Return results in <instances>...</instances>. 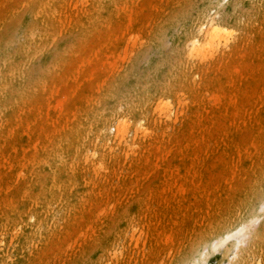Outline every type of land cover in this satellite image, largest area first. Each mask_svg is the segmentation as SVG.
Returning <instances> with one entry per match:
<instances>
[{
    "label": "rangeland",
    "instance_id": "1",
    "mask_svg": "<svg viewBox=\"0 0 264 264\" xmlns=\"http://www.w3.org/2000/svg\"><path fill=\"white\" fill-rule=\"evenodd\" d=\"M19 2L0 0V75L13 69L20 75L16 99L0 96V176L10 184L0 186V264H264V210L222 248L206 242L239 215L246 193L260 183L255 171L264 170V96L256 100L264 94V0H107L97 16L98 0H57L61 20L43 30L30 10L20 15ZM214 21L227 36L190 54L192 41H208ZM238 55L247 62L235 65V75ZM80 72L87 80L78 82ZM236 85L243 96L230 114ZM112 113H128L131 126L105 144L97 121ZM139 125L146 131L136 137ZM204 131L211 158L194 161L205 172L195 192L185 145L181 156L170 157L167 172L146 173L130 161L152 136L187 143L193 136L197 144ZM77 132L95 156L81 159L69 146ZM236 136L262 147L259 155L252 147L234 160L238 188L223 194L229 162L221 144ZM67 153L68 166L60 168L57 160ZM9 155L17 156L13 164L21 172L4 170L2 156ZM68 180L73 184L63 187ZM48 202L56 224L44 220L42 232L23 240L22 228H14L17 214L35 215L33 205Z\"/></svg>",
    "mask_w": 264,
    "mask_h": 264
},
{
    "label": "bare ground",
    "instance_id": "2",
    "mask_svg": "<svg viewBox=\"0 0 264 264\" xmlns=\"http://www.w3.org/2000/svg\"><path fill=\"white\" fill-rule=\"evenodd\" d=\"M55 1L57 0H20L18 3V7L20 8V15H22L23 12L25 11H31V15L34 19H36L39 24L41 25V30L43 29H50V24L51 22H54L55 18L58 17L59 21L61 20L60 13L57 12V10L54 8ZM107 0H98L97 6L95 8V15L97 16L99 12H102L106 9L107 5ZM10 17H13L16 14L15 9H10ZM4 11L3 6H0V13ZM130 14L125 13L124 18L128 17ZM131 17V15H130ZM134 17V16H133ZM132 17V18H133ZM23 21H26L22 19ZM135 21V20H134ZM6 22V19H4V23ZM137 23V22H136ZM52 29V28H51ZM44 33V31H41ZM229 32L226 31V29L222 26L219 25L216 21H214V24L212 23L211 26H209V36L207 38V42L204 44H201L198 42V40L192 41V45L189 49L190 54L194 53V51L200 50L201 48H206L207 45H209L211 42L215 40H223L224 37L227 36ZM34 35V33H30V38ZM31 43L29 44V49L27 46L26 56L31 55V49L30 48ZM237 58V57H236ZM239 60L234 61L233 64L234 66L238 63L241 62H247L245 56L243 55H238ZM15 64V63H14ZM236 71V72H235ZM232 74L235 75H240V72L238 71L237 67L231 68ZM230 72V74H231ZM2 74V72H1ZM19 72L17 70H11L8 71L5 75H0V96L3 97L5 100L6 99H16L15 96V91L14 86L16 82L19 79ZM88 76L84 72H80V75L76 76V79L78 82H81L82 80H87ZM90 81V80H88ZM243 96V92L240 89L238 85L232 90L231 93V99L234 101V104L231 105V107H228V113H237L238 112V100H240ZM262 96H264L263 92H260L259 94L256 95V100L261 101ZM164 106L166 104H169V102H164ZM54 104L55 101L54 99L52 102L50 101V109L48 110L49 112H52V109H54ZM2 102H0V108H1ZM230 106V105H228ZM3 108V107H2ZM128 114V113H126ZM124 113L116 114L112 113L104 118H100L99 121H97V132L98 135L102 140L105 141V144H108L109 142L112 141V139L120 138V137H125L128 132H129V127L131 126L130 123V117H128ZM142 117H144V113L142 112ZM109 132L107 131V129ZM111 128H115L117 130L116 135H111L110 131ZM198 130H202L201 125L196 127ZM146 130L143 129L141 125L137 126L136 130V137H139L143 132ZM87 135V134H86ZM205 131L200 132V142L199 146H201V149H198L196 147V141L193 138H189V142L187 143L184 139L182 140L181 138H175L172 140L170 137H167L165 135H158V136H152L150 139L144 141L143 146L136 151H133V157L130 159L132 164H138L144 167V171L146 173H149L153 168L156 170L158 169H164L165 172L169 171V161L170 157L173 156H181L184 152V147L188 148L190 151V170L189 174L192 178V191L195 192L194 189L197 188V183L199 182V179H201L204 176V171L202 170L201 166L197 165V169H194L193 166L197 159L199 160L201 157L208 159L211 158V150L209 149V145L211 141L206 138ZM14 138H16V135H14ZM86 137L82 136L81 133L77 132L73 135V139H71V143H69V146L72 147L73 151L77 152L79 157L81 159H86L90 158L92 156L96 155L97 151L93 152H85L86 150ZM224 140L222 141L221 147L223 151V157L225 159H228L229 162V167L228 163L225 161L228 169L223 172L222 175V180H221V185H219V190L223 194H234L236 189L238 188V184L236 183V171L232 168V163L234 162L235 159H240L242 160L245 158L248 154L249 151H251L252 147L254 148L253 155H259L262 145L260 142L258 143H247L244 144L242 143L239 139L238 136L236 137H227L223 138ZM15 140V139H13ZM31 141V139H30ZM33 143V142H32ZM185 145V146H184ZM184 146V147H183ZM68 148H65L67 150ZM134 150V147L132 148ZM204 151V152H203ZM17 152V151H16ZM22 158L24 160L28 159V151L25 150L23 151ZM210 152V153H209ZM200 153V154H199ZM66 158L60 157L58 158L57 162L60 165V168L68 166V157L71 156L70 153L66 154ZM6 157V158H5ZM2 156L3 159V167H5V171H7V174H11L13 172H21V168H18L15 166V163L17 161V156L9 155V156ZM13 161V162H12ZM199 164V163H198ZM17 168V169H16ZM204 168V167H203ZM205 169V168H204ZM204 172V173H203ZM67 171H65V174ZM255 173L261 177L260 183H258L254 189L248 191L245 195V201L244 204L242 205V210L240 211L239 215L234 217L232 220L228 221L226 225L220 226L217 228L216 231L212 232L207 238L206 242H208L210 245L214 246V248H222L224 246V241L233 235H238L241 233H246L248 228L251 225V222L253 219H255L262 210H264V202L260 203V200L264 198V170H257ZM6 174V175H7ZM138 171H134V175H137ZM206 176V175H205ZM55 178V177H54ZM54 178H51V185H55V189H58L59 192L62 191L61 187L58 185ZM211 181V180H210ZM201 183V180H200ZM199 183V184H200ZM73 184V182L69 183V180L66 185L63 187L67 188L70 187ZM0 186L4 189L8 188L10 184L8 182H5V179L2 176H0ZM199 187V186H198ZM201 188H203L201 186ZM198 190H202L201 192L209 193L210 189L209 188H203ZM197 191V190H196ZM22 198H25V195L23 194ZM53 198V196H52ZM54 202H58L56 198L52 199ZM39 203V200H38ZM34 206V212L35 215H33L31 212H19L17 214L18 218V223L14 228H17L20 226L21 231L20 233L22 234V239L23 240H30L31 238L34 239V237L42 232V224L43 221H47L48 225L54 226L55 223V215H56V209L53 207L51 202H48L46 204H35ZM116 205H114L115 207ZM10 207H13L12 205ZM63 204L60 205L59 208H62ZM34 218V220H33ZM259 235L263 236L264 235V227L259 230ZM239 236V235H238ZM239 238H237L238 240ZM25 241V242H26ZM29 242V241H28ZM196 249H193L190 253V257H193L194 253L196 252ZM105 264V263H102ZM177 264H187L186 260L179 261Z\"/></svg>",
    "mask_w": 264,
    "mask_h": 264
}]
</instances>
